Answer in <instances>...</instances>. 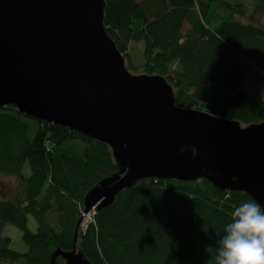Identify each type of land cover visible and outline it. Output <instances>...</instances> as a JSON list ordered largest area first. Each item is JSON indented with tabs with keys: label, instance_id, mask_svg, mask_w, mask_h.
<instances>
[{
	"label": "trees",
	"instance_id": "trees-1",
	"mask_svg": "<svg viewBox=\"0 0 264 264\" xmlns=\"http://www.w3.org/2000/svg\"><path fill=\"white\" fill-rule=\"evenodd\" d=\"M251 1L254 13L264 11V0ZM231 3L219 0L227 17L211 27L204 22L211 0H106L104 24L132 67L130 44L143 41L137 74L164 76L176 105L242 125L259 123L264 99L250 97L243 83L251 73L264 79V22L242 17L243 1ZM184 22L190 23L185 33ZM205 90L232 96L206 97ZM74 137L86 142L80 157L56 156L48 145ZM25 163L28 176L22 174ZM117 170L107 144L35 120L13 104L1 106L0 174L16 177L20 192L0 200V229L4 223L18 226L28 250L10 249L9 237L0 234V264H50L55 249L71 250L86 193ZM245 202L255 201L204 178L139 180L97 211L84 230L79 227L76 246L92 264H215L216 233L223 235L232 211ZM28 214L37 220L36 232L27 228Z\"/></svg>",
	"mask_w": 264,
	"mask_h": 264
},
{
	"label": "water",
	"instance_id": "water-1",
	"mask_svg": "<svg viewBox=\"0 0 264 264\" xmlns=\"http://www.w3.org/2000/svg\"><path fill=\"white\" fill-rule=\"evenodd\" d=\"M105 4L0 0V107L13 104L35 120L105 143L118 166L86 193L72 249H55L50 264L58 257L92 264L76 246L85 215L139 180L204 178L243 191L264 208V121L242 125L180 107L164 76L129 72L107 34Z\"/></svg>",
	"mask_w": 264,
	"mask_h": 264
},
{
	"label": "rangeland",
	"instance_id": "rangeland-1",
	"mask_svg": "<svg viewBox=\"0 0 264 264\" xmlns=\"http://www.w3.org/2000/svg\"><path fill=\"white\" fill-rule=\"evenodd\" d=\"M231 1V4H234L243 1L245 3V15H241L245 19H250L249 16H253L255 20L263 21L264 22V11L256 10V13H254L253 8L254 5H252L251 0H228ZM236 9V7H234ZM228 9H226L224 6L219 5V0H211L210 7L204 17V22L211 26L216 27L217 25H220V23L225 19L226 13ZM238 15H235L233 18L237 19ZM239 14V17H241ZM190 27V23L184 22L182 26V31L185 33L187 29ZM130 53L133 60V67L126 63V67L129 72L133 74L140 73L141 70L138 68H135L136 65L141 63L143 61V41H137L132 42L130 44ZM126 61V60H125ZM243 90L248 93V95L255 99H264V79H258L256 75L253 73L248 74L244 80L243 83ZM217 95L220 97H231L232 93L229 92H222V91H216V90H205L204 95L206 97H210L211 95ZM32 122V121H30ZM36 132V126L34 124L30 127V136H34ZM49 147L53 150V153L56 156H68V157H80L82 155L83 149L86 145V142L83 141L79 137H74L66 140L62 144H55L53 142H48ZM22 174L24 176H28L30 174V166L28 163H25L22 168ZM20 187L18 183V179L14 176H6L0 174V200L4 199V196H15V194H19ZM11 199L13 197H10ZM92 212V213H91ZM91 213V214H90ZM93 211H90L89 214H87L81 223L82 229H85L87 226V223L90 222L93 218ZM27 228L31 232H36L38 229V223L35 217L32 214L27 215ZM0 234L2 236L9 237V247L10 249L18 252H26L28 250V245L23 240V232L22 230L11 223H4L0 229ZM57 261L59 264H66L65 259L62 257H58Z\"/></svg>",
	"mask_w": 264,
	"mask_h": 264
},
{
	"label": "clouds",
	"instance_id": "clouds-1",
	"mask_svg": "<svg viewBox=\"0 0 264 264\" xmlns=\"http://www.w3.org/2000/svg\"><path fill=\"white\" fill-rule=\"evenodd\" d=\"M192 159L198 155L195 146H191ZM185 146L180 148L183 154ZM233 182L238 177L231 178ZM215 247V264H264V208L256 202H245L235 207L231 213V222L226 224L223 235ZM212 251V246L205 249Z\"/></svg>",
	"mask_w": 264,
	"mask_h": 264
},
{
	"label": "bare ground",
	"instance_id": "bare-ground-1",
	"mask_svg": "<svg viewBox=\"0 0 264 264\" xmlns=\"http://www.w3.org/2000/svg\"><path fill=\"white\" fill-rule=\"evenodd\" d=\"M91 213H92V212H91ZM91 213H90V214H91ZM88 214H89V213H88Z\"/></svg>",
	"mask_w": 264,
	"mask_h": 264
}]
</instances>
